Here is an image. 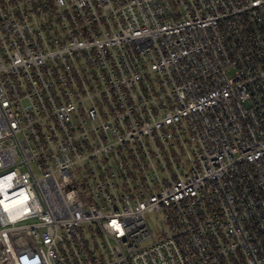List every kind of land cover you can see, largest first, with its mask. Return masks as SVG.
<instances>
[{"label":"built area","instance_id":"built-area-1","mask_svg":"<svg viewBox=\"0 0 264 264\" xmlns=\"http://www.w3.org/2000/svg\"><path fill=\"white\" fill-rule=\"evenodd\" d=\"M0 264H264V0H0Z\"/></svg>","mask_w":264,"mask_h":264}]
</instances>
